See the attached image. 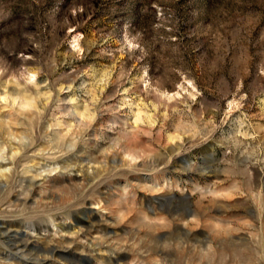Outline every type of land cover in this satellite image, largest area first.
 Segmentation results:
<instances>
[{
  "label": "rangeland",
  "instance_id": "374dc122",
  "mask_svg": "<svg viewBox=\"0 0 264 264\" xmlns=\"http://www.w3.org/2000/svg\"><path fill=\"white\" fill-rule=\"evenodd\" d=\"M0 264H264V0H0Z\"/></svg>",
  "mask_w": 264,
  "mask_h": 264
}]
</instances>
